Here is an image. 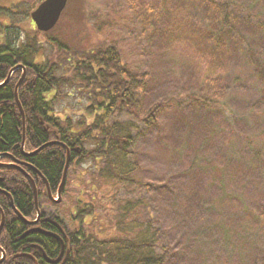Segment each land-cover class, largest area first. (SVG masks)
Segmentation results:
<instances>
[{
  "label": "rangeland",
  "instance_id": "rangeland-1",
  "mask_svg": "<svg viewBox=\"0 0 264 264\" xmlns=\"http://www.w3.org/2000/svg\"><path fill=\"white\" fill-rule=\"evenodd\" d=\"M0 1L15 3L20 38L35 37L44 46L37 58L54 60L55 48L30 19L42 0ZM224 11L243 48L211 35ZM7 20L0 17L4 25ZM260 21L264 0H68L49 35L78 48L113 45L121 63L146 81L134 97L140 114L124 109L114 116L130 122L137 180L146 185L88 186L87 161L70 169L66 194L55 206L45 202L46 211L72 226L76 200H89L97 208L85 224L107 237L114 234L115 205L138 199L135 218L160 229L165 264H264ZM247 50L257 62L251 67L243 59ZM71 88L55 100L60 119L85 114L89 103L87 88ZM159 103L156 124L146 126L143 115Z\"/></svg>",
  "mask_w": 264,
  "mask_h": 264
},
{
  "label": "trees",
  "instance_id": "trees-1",
  "mask_svg": "<svg viewBox=\"0 0 264 264\" xmlns=\"http://www.w3.org/2000/svg\"><path fill=\"white\" fill-rule=\"evenodd\" d=\"M229 13H218V21L214 20V25L209 27L210 33L215 40L230 37L234 50H238L235 45L243 48L242 38L235 33L236 28L228 25ZM17 15L0 7V16L9 21L8 25L0 23V83L17 64L23 65L26 70L25 78L17 89L23 115L14 98V86L20 69L11 74L7 83L0 86V152L16 150L13 155H19V148L13 147L21 142L24 124L25 149L34 150L55 140L62 143L49 144L32 156V163L45 177L52 192L57 189L62 177L66 159L64 146L69 150V164L62 196L67 192L70 169L87 161L90 163L87 168L89 176L85 179L88 186L90 181V185L96 188L97 184L112 187L119 183L145 186L146 184L137 180L139 164L134 159V138L131 135L130 122H122L114 116L124 109L131 115L140 114V102L134 97L138 96L146 81L121 63L115 46L74 47L49 35L55 26L47 32H37L46 36L47 41L53 45L56 58H37L44 46L35 37L20 38L14 28L18 22ZM257 23L264 28L263 21ZM242 53L245 55L243 59L251 67L250 63H255L256 59L249 57V50ZM256 74L263 78L261 82L264 91V75L258 70ZM77 87H85L91 92L86 97L89 103L84 106L85 114L75 119H60L55 116V100L68 88ZM257 95V101L263 102L264 95ZM162 107L163 104L159 103L156 108L147 111L142 117L143 123L146 126L156 124ZM17 183L6 178L0 183V187L11 194L19 187L16 186ZM79 189L78 193L81 194ZM39 194L46 196L44 183L40 185ZM12 199L21 215L34 216L31 187L29 193L22 197L12 193ZM137 200L115 205L112 217L114 234L107 237H98L85 224L86 218L94 214L97 208L95 203L76 200V207L69 215L73 225L64 224L68 239L63 238V241L68 248V256L63 264H165L167 247L159 244L160 229L154 228L152 223H144L135 218L133 211L140 204ZM0 208L5 216L0 232V247L6 250L10 247L7 243V217L14 213L8 198L1 194ZM54 245L59 247L58 242L52 240L49 251H46L47 255L57 254L53 250Z\"/></svg>",
  "mask_w": 264,
  "mask_h": 264
},
{
  "label": "flooded vegetation",
  "instance_id": "flooded-vegetation-1",
  "mask_svg": "<svg viewBox=\"0 0 264 264\" xmlns=\"http://www.w3.org/2000/svg\"><path fill=\"white\" fill-rule=\"evenodd\" d=\"M13 5H15L14 2H10L8 5H2L0 1V7L5 8L12 13L18 14V10L15 11L12 7ZM0 17L5 18L3 16ZM19 69L21 71L19 75L20 78L22 74L21 68H16L12 74L14 72L16 73ZM25 75L26 70L23 79L25 78ZM24 142L22 144L21 139L20 144L13 147V149H17V147L19 148V155L17 156L13 155V152L16 150L0 152V183L6 178L7 180L12 182L15 181L16 183L20 181L16 184V186L18 185L20 188L18 187L17 190L14 191L17 193L18 197H22L23 194L27 195L29 193V187H31L33 194L32 204L34 216L29 217L21 215L15 207L12 199V193L14 194V192L10 194L8 191H5L2 187H0V194L8 198L9 205L14 213L13 215H8L7 217V228L9 230L7 243L10 244V247L6 250L0 247L5 253L0 264H63L64 260L68 256V248L65 247L63 241V238L68 239L66 228L64 227L65 222L61 219L59 214L47 212L45 205V202L51 203L54 206L60 203L61 200L59 202H53V198H56L57 196L59 185L57 189L52 192L45 177L32 163V156H34L37 152L33 155H30L29 153L35 151L36 149H25ZM41 183H44L45 185L46 196L39 194ZM19 184H21V186ZM21 187H24L25 189H22ZM48 189L51 197L48 195ZM62 189L63 186L61 191ZM61 191L60 195L62 199L63 196ZM35 196L36 206L34 203ZM37 210L39 215H37ZM52 240L58 242L59 244L58 248L56 245L53 246V250L55 252L57 251L55 256L47 255ZM58 257L59 259L55 261Z\"/></svg>",
  "mask_w": 264,
  "mask_h": 264
},
{
  "label": "water",
  "instance_id": "water-1",
  "mask_svg": "<svg viewBox=\"0 0 264 264\" xmlns=\"http://www.w3.org/2000/svg\"><path fill=\"white\" fill-rule=\"evenodd\" d=\"M67 1L68 0H42L30 13V18L33 21V23L35 24L36 29L38 31H41V32H47V31L51 30L56 25V23L58 22L60 15L63 12V10L67 4ZM19 67L22 69V74L14 86V98H15V101H16L19 109H20L21 114L23 115V112H22V109L20 107V103H19V100L17 97V89H18L20 82L22 81V79L24 77L25 67L21 64H17L16 66L12 67L9 70L7 77L4 79V81L0 83V86L7 83L12 72L16 68H19ZM22 119H23V116H22ZM23 142H24V124L22 127V144H23ZM56 143L62 145V143L57 141V140L49 141L47 143H44L38 149H36L35 151H33L29 154L33 155L35 152H38L39 150H41L43 147H45L49 144H56ZM64 147L66 150V159H65L62 177H61V182H60L59 188L57 190V196H56V198H53V202H59L61 200L60 191H61V188L64 184V180L66 177L67 168H68V164H69V150L66 146H64ZM34 191H35V187H34ZM48 195L51 197L49 189H48ZM34 203L36 206V196L34 198ZM0 215H1V217H0V230H1L2 225L4 223V214H3V211L1 210V208H0ZM37 215H39L38 210H37ZM0 253H1V257H0V263H1L3 258H4V255H5L4 251L1 248H0ZM58 259H59V257L55 261H57Z\"/></svg>",
  "mask_w": 264,
  "mask_h": 264
}]
</instances>
